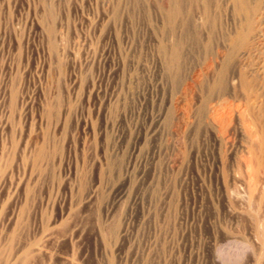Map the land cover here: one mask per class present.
Here are the masks:
<instances>
[{
	"label": "rangeland",
	"instance_id": "1",
	"mask_svg": "<svg viewBox=\"0 0 264 264\" xmlns=\"http://www.w3.org/2000/svg\"><path fill=\"white\" fill-rule=\"evenodd\" d=\"M173 1L0 0V264H248L264 243L263 205L237 185L224 201L237 123L208 113L242 90L196 79L234 1L212 0V25L203 0H175L164 57Z\"/></svg>",
	"mask_w": 264,
	"mask_h": 264
},
{
	"label": "bare ground",
	"instance_id": "2",
	"mask_svg": "<svg viewBox=\"0 0 264 264\" xmlns=\"http://www.w3.org/2000/svg\"><path fill=\"white\" fill-rule=\"evenodd\" d=\"M203 1L205 2V5H206L204 7L206 9L205 15L207 17V20L209 21V23L214 25L217 18H216L215 13L213 12L214 9L210 10L212 0H203ZM220 1H218V2L220 3ZM233 1H234V6L236 8V12L239 16L237 14H235V15H237L240 18L238 21V24L236 26H234L233 31L230 30L231 33L227 34V36L224 37V35L222 34L223 37L221 38L222 40H220V41H222L221 45L218 46V48L215 52H213V54L211 56L212 57L211 60H208L207 62L205 61L206 64L203 67L204 72H203V70H201L202 67L200 68V71L197 70L196 79L199 78L202 74L204 75L205 73H208L209 71H211V72L215 73L214 74L215 78L212 82L213 83L212 85L215 87L214 89L218 88L219 90H223V88H224V89H229V90L233 91L238 87L241 88L244 104H243V107H241V106L239 107L240 109L239 108L237 109L234 107L236 109L234 113H232L229 109H228L229 111H227L226 110L227 107H225L226 108L225 110L228 113L225 112V113H223L224 115L218 116L219 111H217L218 109L214 105L210 106L211 107L210 109L208 108V113L211 114V118L214 119L213 121H215V122L217 121L220 125L224 124V133L226 131V126L229 122L228 120L233 117V119H235V122L237 123V127L239 129L238 131L240 132V135L243 138V141L240 142V144L238 146V149L240 150L239 155H236L237 154L236 152H238V151H236V149H235L236 152H234L235 155H233L232 153L229 152L230 155L228 156L227 162L224 166V168L226 169V174L224 175V201H225V199H228L226 197H228L230 194L229 192L227 194L228 188L229 187H235L237 185V186L241 187V189L243 191L242 194L248 193L249 194L248 197L253 199L252 202L257 201L259 203V207L261 205H263V208H264V1L263 2H262V0H233ZM213 3H214V6L217 5V3H215V2H213ZM182 9L183 8L181 7L180 3H178L175 0L172 2L171 5H168L164 8V16H163L164 21L162 22L163 23V26H162L163 27V33L161 34L162 36L160 35L161 36L160 38H162L161 52H162V55L164 57L167 56V53L169 51L168 47H167V43H166L167 37L169 36V35L167 36L168 27H169V25L176 23V21L178 20L177 19L178 17L180 18V15L182 14ZM184 13H186V12H184ZM230 21H233V19ZM182 25H184V24H182ZM159 26H161V25H159ZM186 26L189 27L188 25H186ZM170 30H172V29H170ZM175 31H177V29ZM182 33H183V31H182ZM175 35H177L179 37V34H175ZM209 37H210V39H213L214 35L212 34V32H210ZM182 38H183V36H182ZM217 38H219V37H217ZM209 41L210 40H208V42ZM216 42H218V41H216ZM182 43H180V44H182ZM169 44H171V43H169ZM208 44H211V43H208ZM175 46L177 47L178 44L176 43ZM179 52H178L177 48H175V50L173 51L174 57L172 58L173 59L172 61L174 63L176 62V59L178 60V56H179L178 53ZM194 57H196V56H194ZM161 59H162V57H161ZM159 62H160V60H159ZM168 64H169V62H168ZM178 67H180V65H178ZM162 70H164V69H162ZM228 70H230L229 75L226 73ZM169 76H168V78H169ZM207 77H208V75H207ZM202 80H203V77H202ZM199 84H201V82H199ZM237 95L239 96V94H237ZM218 98H221V97H218ZM220 100H219V102H220ZM217 102H218V100H217ZM221 108H224V107H221ZM184 111L186 112V109ZM221 130H223V129L221 128ZM227 138H229V136ZM227 138H226V140H227ZM8 179H9V177H8ZM8 179H7V176H4V175L0 178V192L2 190L3 185L6 184ZM10 180H11V178H10ZM222 181H223V179H222ZM9 183L11 184V182H9ZM17 184H20V183H17ZM25 186H27V184ZM1 193H3V191ZM15 193H17V192H15ZM242 194H241V196H242ZM91 196H92V194L88 195L89 198H91ZM237 196H238V193H237V195L235 194V197H237ZM229 199H230V197H229ZM242 199H244V198H242ZM1 200H2V198H1ZM16 201H17V199H16ZM22 201H24V200H22ZM245 202L246 203L249 202L251 204V202L249 200H248V202L247 201H245ZM226 203H228V201ZM21 204H25V203H21ZM19 207H22V206L19 205ZM227 209H228V212H229V215L231 216V218L237 217V212H233L235 210L231 211L230 208H227ZM261 209H262V207H261ZM17 214H19V212L16 211V208H13L9 212V214L6 215L2 219L5 222L6 226H8L12 223V221L16 218ZM106 214H108V213H106ZM0 228H1V226H0ZM41 228H40V231H41ZM263 229H264V227H263ZM230 238H231V236H229L227 234L224 235V241H227V240L229 241ZM256 240H258V239H256ZM260 243L261 242L258 243L260 245L259 249L256 248V250L258 249V251L254 252L253 254L251 253V255H250V257H248V259L246 258L248 261V264H264V245H263L264 243H262V244H260ZM240 244H243V243H240ZM243 246H245V244ZM260 247H261V249H260ZM242 249H244V248H242ZM251 249H253V248H251ZM246 250H248V249H246ZM242 252H244V251L242 250ZM245 254H246V251H245ZM12 258L15 259V257H12ZM5 263H6V261L4 262V264Z\"/></svg>",
	"mask_w": 264,
	"mask_h": 264
}]
</instances>
